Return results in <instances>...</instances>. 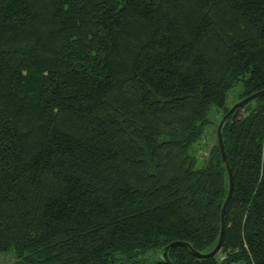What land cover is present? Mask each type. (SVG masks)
Masks as SVG:
<instances>
[{
  "label": "trees",
  "instance_id": "trees-1",
  "mask_svg": "<svg viewBox=\"0 0 264 264\" xmlns=\"http://www.w3.org/2000/svg\"><path fill=\"white\" fill-rule=\"evenodd\" d=\"M236 87L264 88V0H0V252L264 264V95L222 125L221 244L192 253L218 241Z\"/></svg>",
  "mask_w": 264,
  "mask_h": 264
},
{
  "label": "water",
  "instance_id": "water-1",
  "mask_svg": "<svg viewBox=\"0 0 264 264\" xmlns=\"http://www.w3.org/2000/svg\"><path fill=\"white\" fill-rule=\"evenodd\" d=\"M264 95V88L261 90H258L256 92H253L243 98H241L240 100L234 102L231 107L222 115L220 121L218 122L217 126H216V137H217V144L219 146L220 149V153L224 162V165L227 169L228 172V179H229V184H228V191H227V195L223 201V204L221 206V210H220V231H219V237H218V241L216 243V245L214 246V248L212 250H210L209 252L206 253H202L199 251H196L194 249H192V253L197 256V257H207V256H211L214 255L217 250L220 247L221 244V238H222V234H223V230H224V214H225V209L227 206V203L231 197L232 194V174H231V170L229 168V165L227 163L226 160V156H225V152H224V146H223V140H222V133H221V129H222V125L224 124V122L226 121V119L231 115V113L237 109L238 107L242 106L243 104L247 103L248 101L258 97ZM181 243V241L175 240L172 241L170 243H168L164 248H163V252H162V258L170 263L168 257H167V250L169 247L175 245V244H179ZM187 244V243H185Z\"/></svg>",
  "mask_w": 264,
  "mask_h": 264
},
{
  "label": "rangeland",
  "instance_id": "rangeland-1",
  "mask_svg": "<svg viewBox=\"0 0 264 264\" xmlns=\"http://www.w3.org/2000/svg\"><path fill=\"white\" fill-rule=\"evenodd\" d=\"M239 87L234 88L230 91L227 104L231 105L235 102L236 96H235V90H237ZM215 135H214V125L210 126V128L207 130L205 137L202 139V143L205 145L204 148H201L199 153L204 154L208 151L212 143L214 142ZM14 255L12 251L7 252H0V264H10L14 260ZM150 259H154V255L150 257Z\"/></svg>",
  "mask_w": 264,
  "mask_h": 264
}]
</instances>
